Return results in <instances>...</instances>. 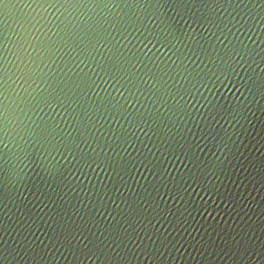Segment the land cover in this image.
<instances>
[{"label": "water", "instance_id": "1", "mask_svg": "<svg viewBox=\"0 0 264 264\" xmlns=\"http://www.w3.org/2000/svg\"><path fill=\"white\" fill-rule=\"evenodd\" d=\"M0 264H264V0H0Z\"/></svg>", "mask_w": 264, "mask_h": 264}]
</instances>
